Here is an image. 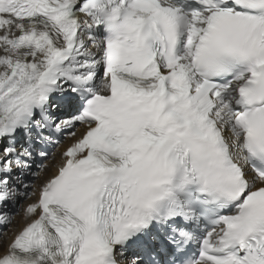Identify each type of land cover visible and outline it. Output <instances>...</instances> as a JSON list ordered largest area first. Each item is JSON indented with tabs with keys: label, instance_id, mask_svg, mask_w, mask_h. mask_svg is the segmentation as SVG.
Masks as SVG:
<instances>
[{
	"label": "snow or ice",
	"instance_id": "6c2138e0",
	"mask_svg": "<svg viewBox=\"0 0 264 264\" xmlns=\"http://www.w3.org/2000/svg\"><path fill=\"white\" fill-rule=\"evenodd\" d=\"M0 264H264V0H0Z\"/></svg>",
	"mask_w": 264,
	"mask_h": 264
},
{
	"label": "bare ground",
	"instance_id": "6f19581e",
	"mask_svg": "<svg viewBox=\"0 0 264 264\" xmlns=\"http://www.w3.org/2000/svg\"><path fill=\"white\" fill-rule=\"evenodd\" d=\"M18 223V222H17Z\"/></svg>",
	"mask_w": 264,
	"mask_h": 264
}]
</instances>
